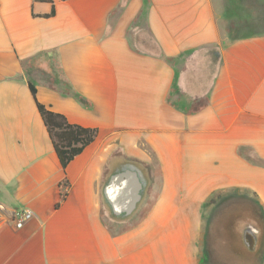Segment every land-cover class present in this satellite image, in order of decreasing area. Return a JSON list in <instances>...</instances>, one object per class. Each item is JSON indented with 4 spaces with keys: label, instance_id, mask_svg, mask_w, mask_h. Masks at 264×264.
I'll return each instance as SVG.
<instances>
[{
    "label": "crops",
    "instance_id": "0c3cea01",
    "mask_svg": "<svg viewBox=\"0 0 264 264\" xmlns=\"http://www.w3.org/2000/svg\"><path fill=\"white\" fill-rule=\"evenodd\" d=\"M0 264H264V0H0Z\"/></svg>",
    "mask_w": 264,
    "mask_h": 264
},
{
    "label": "trees",
    "instance_id": "16d2710c",
    "mask_svg": "<svg viewBox=\"0 0 264 264\" xmlns=\"http://www.w3.org/2000/svg\"><path fill=\"white\" fill-rule=\"evenodd\" d=\"M51 15H53V11L50 13ZM29 88L31 95L35 99L33 86L29 85ZM173 92H175V88ZM35 105L59 164L62 169H65L76 156L94 141L97 132L94 129H86L68 123L62 115L51 112L36 100Z\"/></svg>",
    "mask_w": 264,
    "mask_h": 264
},
{
    "label": "water",
    "instance_id": "95a60500",
    "mask_svg": "<svg viewBox=\"0 0 264 264\" xmlns=\"http://www.w3.org/2000/svg\"><path fill=\"white\" fill-rule=\"evenodd\" d=\"M126 176H132L134 179H136V183H135V187L137 190V194H134L136 196H134V200H133V204H131V206H127V207H123V206H113V212L116 215H120L121 212H123L125 215L129 214L130 211L134 208L135 203L139 200L140 198V190H141V181L139 179L138 176H136L134 173H132V175H130V173H126ZM136 177V178H135ZM115 181V178H111L110 182H109V186H112L113 182ZM110 187L106 189V192L109 193Z\"/></svg>",
    "mask_w": 264,
    "mask_h": 264
},
{
    "label": "built area",
    "instance_id": "2783aa9c",
    "mask_svg": "<svg viewBox=\"0 0 264 264\" xmlns=\"http://www.w3.org/2000/svg\"><path fill=\"white\" fill-rule=\"evenodd\" d=\"M67 192H68V188L67 187H62L61 188V199H63L65 197ZM31 219H32V214L30 212H27V211L17 212L15 214L14 219H13V228L15 230H19V229H21L23 227V225L25 223H27Z\"/></svg>",
    "mask_w": 264,
    "mask_h": 264
}]
</instances>
